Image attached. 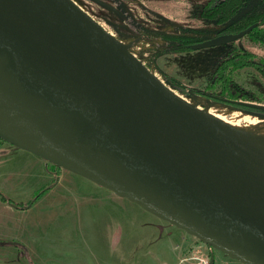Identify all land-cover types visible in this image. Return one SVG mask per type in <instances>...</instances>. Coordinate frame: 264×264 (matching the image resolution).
<instances>
[{"label": "water", "instance_id": "water-1", "mask_svg": "<svg viewBox=\"0 0 264 264\" xmlns=\"http://www.w3.org/2000/svg\"><path fill=\"white\" fill-rule=\"evenodd\" d=\"M0 139L264 264V167L68 0H0Z\"/></svg>", "mask_w": 264, "mask_h": 264}, {"label": "rangeland", "instance_id": "rangeland-1", "mask_svg": "<svg viewBox=\"0 0 264 264\" xmlns=\"http://www.w3.org/2000/svg\"><path fill=\"white\" fill-rule=\"evenodd\" d=\"M69 1L168 89L191 101L198 99L201 109L216 103L226 112L248 114L214 101L229 96L221 87L208 90L207 86L234 51L253 54L258 62L264 61V48L249 33L219 47L192 50L190 46L239 34L225 29L264 13V0H243L238 14L225 25L202 18L210 0ZM260 21L255 24L264 28ZM184 37L194 43L189 44L190 51L181 52ZM169 78L189 93L174 89ZM232 84L245 97L235 103L264 110L262 74L252 67L240 69L232 74ZM0 145V264H177L176 255L181 263L193 246L205 251L202 242L128 198L68 170L53 173L49 162L10 143ZM43 188L46 193L36 201ZM207 249L214 264H243L210 246ZM186 263L194 264H182Z\"/></svg>", "mask_w": 264, "mask_h": 264}, {"label": "trees", "instance_id": "trees-1", "mask_svg": "<svg viewBox=\"0 0 264 264\" xmlns=\"http://www.w3.org/2000/svg\"><path fill=\"white\" fill-rule=\"evenodd\" d=\"M243 0H210L202 9L201 16L204 20L213 21L217 25H225L231 19H233L240 10ZM264 23V13L256 15L252 18H247L239 22L233 23L231 26L225 29L226 33L236 34L239 33L251 25L255 24L257 21ZM249 37L253 40L254 43L261 45L264 48V28L257 27L249 33ZM184 44L183 47L179 48L178 51H190L189 44L194 43L190 38H182L180 40ZM247 67H252L257 70L260 74L264 76V61H255V56L248 52H239L234 51L233 54L227 57L223 62L218 66L215 71L214 77L209 82L207 89H217L218 87L222 88V92L229 96V100H214L226 105L242 109L246 112H252L255 114L264 115V110L258 108H252L245 106L243 104L235 103V101L244 99L245 97L241 96V92L238 91L235 86L232 84V74L240 69ZM169 82L174 89L178 90L180 93L187 95L189 91L175 79L169 78ZM200 95H202L200 93ZM215 99V98H213ZM8 143L3 139H0V144ZM1 146V145H0ZM52 167L53 173H60L61 168L49 163ZM47 191V188H43L35 196L38 201ZM32 203V201L27 204ZM22 205V204H21Z\"/></svg>", "mask_w": 264, "mask_h": 264}, {"label": "bare ground", "instance_id": "bare-ground-1", "mask_svg": "<svg viewBox=\"0 0 264 264\" xmlns=\"http://www.w3.org/2000/svg\"><path fill=\"white\" fill-rule=\"evenodd\" d=\"M70 4L76 10H78V12H80L86 19H88L92 24H94L84 13H82L78 8H76V6H74L71 2ZM116 43L120 46L118 42ZM156 79L161 82L158 78ZM172 92L177 95L182 101L188 104L191 108H193L195 111L206 116V118L212 120L219 127L226 130L238 142L244 145L248 149V151L255 158H257L259 163L264 167V119L255 116H250L246 113H235L230 111H228L230 112L228 113L226 112V110L218 108L216 103L208 105V108L206 109H201L200 107L202 105V102L197 101V98V100L191 101L174 91Z\"/></svg>", "mask_w": 264, "mask_h": 264}, {"label": "built area", "instance_id": "built-area-1", "mask_svg": "<svg viewBox=\"0 0 264 264\" xmlns=\"http://www.w3.org/2000/svg\"><path fill=\"white\" fill-rule=\"evenodd\" d=\"M206 247L208 248V246H204L205 251H202L200 246L189 248L187 254L181 258V263L192 262L194 264H214L213 256Z\"/></svg>", "mask_w": 264, "mask_h": 264}, {"label": "crops", "instance_id": "crops-1", "mask_svg": "<svg viewBox=\"0 0 264 264\" xmlns=\"http://www.w3.org/2000/svg\"><path fill=\"white\" fill-rule=\"evenodd\" d=\"M185 242H187V240H185ZM184 242V243H185ZM182 246H184V245H182ZM180 251H181V249H179ZM180 254H181V252H180ZM181 256V255H180ZM176 258H177V264H182V263H180V260H179V255H176ZM167 264H169V263H167ZM186 264H191V263H186Z\"/></svg>", "mask_w": 264, "mask_h": 264}]
</instances>
